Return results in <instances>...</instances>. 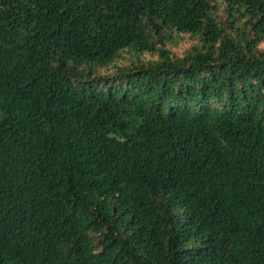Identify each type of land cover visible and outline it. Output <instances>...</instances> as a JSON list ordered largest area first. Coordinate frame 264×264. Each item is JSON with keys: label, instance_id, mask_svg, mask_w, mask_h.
Listing matches in <instances>:
<instances>
[{"label": "trees", "instance_id": "obj_1", "mask_svg": "<svg viewBox=\"0 0 264 264\" xmlns=\"http://www.w3.org/2000/svg\"><path fill=\"white\" fill-rule=\"evenodd\" d=\"M263 44L264 0H0V264H264Z\"/></svg>", "mask_w": 264, "mask_h": 264}, {"label": "rangeland", "instance_id": "obj_2", "mask_svg": "<svg viewBox=\"0 0 264 264\" xmlns=\"http://www.w3.org/2000/svg\"><path fill=\"white\" fill-rule=\"evenodd\" d=\"M220 15L225 19L227 17V14L224 10L220 12ZM197 44V40L188 36V35H182L177 36L175 40L168 42L167 48L171 51L172 55L175 57H183L185 53L194 45ZM262 48H264V44L262 45ZM157 56H152L151 54H146L144 56V59L151 60L156 59ZM132 60V54L125 53L123 54V58H121L118 62V66H124L128 65L129 62ZM114 69H108L104 73H113Z\"/></svg>", "mask_w": 264, "mask_h": 264}]
</instances>
